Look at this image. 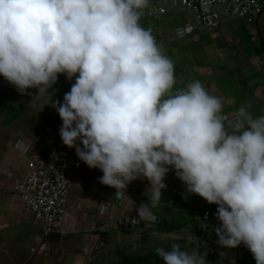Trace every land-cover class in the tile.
Returning a JSON list of instances; mask_svg holds the SVG:
<instances>
[{"label": "clouds", "instance_id": "clouds-1", "mask_svg": "<svg viewBox=\"0 0 264 264\" xmlns=\"http://www.w3.org/2000/svg\"><path fill=\"white\" fill-rule=\"evenodd\" d=\"M148 7L149 0H0V76L21 95L35 88L37 96L50 94L61 74L74 78L63 102L52 104L59 135L102 171L99 182L115 188V198L146 178L155 207L174 171L184 199L194 194L218 206L222 250L243 244L264 264V115L254 117L251 105L223 114L221 98L198 80L174 90V62L140 23ZM16 142L23 157L40 152L26 142L24 154ZM192 237L188 248L173 243L155 253L163 264H207Z\"/></svg>", "mask_w": 264, "mask_h": 264}, {"label": "rangeland", "instance_id": "rangeland-1", "mask_svg": "<svg viewBox=\"0 0 264 264\" xmlns=\"http://www.w3.org/2000/svg\"><path fill=\"white\" fill-rule=\"evenodd\" d=\"M159 1V4L161 6H164L167 8V12L163 13L161 15H158L154 24L153 28L154 31L157 29L161 30L162 33L164 31H167L169 34L173 35L175 27L180 24H187L190 21H193L195 18L194 14L189 12L186 7L182 4L181 0H149V8L154 7L153 2ZM145 9V11L147 10ZM214 11L219 12L221 10V4L217 3L213 7ZM145 15V14H144ZM146 16V15H145ZM236 20L240 18H226L224 17L221 24H223L224 20ZM258 20V18H257ZM142 23L143 27L145 29L149 28L151 23V19H141L140 23ZM149 22V23H146ZM260 22L264 23V11L261 15ZM254 25L251 24L250 26ZM241 27V26H240ZM221 29L222 26L219 28V36L217 38L213 37V31L200 29L196 31L194 34H186L184 36H179L178 38H174V43L168 44L169 47H172L173 44L177 45L175 47L174 51L178 54L180 61V68L184 71V68H186L187 64L195 66L193 68L192 66L190 68H193L194 70H197V66H201L205 64L211 65L214 69L215 73L210 75L211 78H214V80H217V86L222 90L225 100L222 101L223 107L225 109L228 108L227 101L234 100L237 104L243 102L244 105H251L250 111L252 112L254 117L264 115V98L263 96H260L256 98L254 95L256 93L255 91V83L256 80L260 78V75L257 74L258 71L256 70L254 73L250 72H244L242 69L238 67H233V59L234 57L231 56L232 49L234 51L236 50V45L234 43V38H238L239 42H237V45L244 46V50L240 53V51L237 53V57L235 62L239 63L242 59V63L244 66H247L250 63L249 53L248 49L252 48L255 44L260 43V41H255L254 43L249 38L250 35L246 33V31H239V34L241 35H234L231 34L229 30L223 29V34L221 35ZM262 33L264 36V27L262 28ZM230 37L233 39L232 42H227L223 38ZM232 36V37H231ZM241 40V41H240ZM165 46L167 44L164 43ZM239 45V46H240ZM253 45V46H252ZM217 50H219L218 55ZM212 54V56H211ZM223 54L227 56V58H223ZM264 57V56H263ZM206 58V62L203 61V59ZM230 58V60L228 59ZM237 63V64H238ZM251 65V64H250ZM253 66V64L251 65ZM253 68V67H252ZM260 74H264V67H260ZM230 69V70H229ZM256 69V68H255ZM258 69V67H257ZM191 72H193L195 75L196 73L190 69ZM198 71V70H197ZM67 80V79H66ZM69 81V80H68ZM208 83H211V81H208ZM207 84V83H206ZM9 87H14L11 84H8ZM1 86V85H0ZM15 88V87H14ZM63 85L60 83V80L58 79L57 82L53 85L52 88L49 89V93L51 94H45L38 95V90L35 88L28 89L27 92L33 94V103L30 102V105L32 106L34 104V108H30L28 105H24L23 103L15 105L11 103H7L10 105V108H8L7 124L9 127H13L16 131L22 132L23 134H30L32 136H35V148H47V143H57V138L60 137L59 135V128L62 124V121L56 112V110L51 107L50 109H45L43 103L39 104L36 102V99L43 100L50 102L49 104L52 106L53 103L56 102V99L59 100L61 103L63 102ZM8 89V92L11 96V93L15 94V90ZM54 96V97H53ZM62 99V100H60ZM9 100L12 101L13 99ZM15 101V100H14ZM13 101V102H14ZM32 101V100H31ZM260 101V102H258ZM21 102V101H20ZM262 103V104H261ZM12 107V108H11ZM14 107V108H13ZM223 110V109H222ZM23 113L24 115H21L20 117L17 116L18 113ZM29 132V133H28ZM40 138V139H39ZM39 139V140H38ZM42 139V140H41ZM61 139V137H60ZM5 142L8 144L6 148L3 147ZM56 142V143H55ZM30 155L23 157L18 150H16L13 145H10L9 140H4L0 137V264H17L19 263V258L21 253H24L29 250L30 248V242L36 241V236L32 235L31 230H34L36 233L37 230V224L35 220L29 219L30 221L25 220L22 222L20 221L22 218L20 216H24V212L22 208L20 207L19 201H21L20 195L18 193H14L12 191L11 184L16 180L15 173L16 169L14 171V166H11V162L15 164V168L22 173L24 170H26V159H28ZM8 160H11L9 162ZM12 175V176H11ZM18 176V175H17ZM164 183L167 185L166 191L167 193H170L172 197L169 198L170 202H174L175 205L172 207L170 204L162 203L159 204V210H156L159 214L163 216L162 220L160 221V225L162 226L165 222H175L174 220L178 221L176 222V225L179 226L184 222V220L187 218V215L184 213L183 205L186 203L197 205H202L203 207H209L213 210L214 217L217 211V205L215 204H208L203 198L199 197L198 195L189 194L187 199L183 198V194L185 193V185L182 181H180L176 176L174 171H170L164 180ZM167 200V198H165ZM187 205V204H186ZM185 205V206H186ZM155 211V210H154ZM194 211H199L198 209H195ZM168 213V214H167ZM14 216H13V215ZM147 213L146 215H148ZM152 220L154 221L155 218L158 216L156 212H152ZM165 215V216H164ZM13 216V217H11ZM154 217V219H153ZM160 218V217H159ZM35 219V218H34ZM157 220V219H156ZM155 220V221H156ZM154 221V222H155ZM198 227L195 225H188L183 227L185 230L183 231V234L179 233H170V238H163L164 235H168L166 233L159 232L157 238L158 240H154L153 242H157V247H162L163 244L165 245H172L173 243H179L181 245L182 249L190 247V245H186L185 239L189 238V234L193 232V237L191 238L190 243L191 247H195V239L194 237L198 238V243L200 245V252H214L213 251L214 246L211 245V239L207 238V244L206 241L202 240V233L205 234L209 229H214L216 226L212 225L213 220L210 221H203L200 219ZM38 223V222H37ZM39 224V223H38ZM176 226V227H177ZM164 227V226H163ZM192 231V232H191ZM198 233H201L200 236H197ZM37 234V233H36ZM179 236V237H178ZM34 239V240H33ZM162 239V240H161ZM202 242V243H201ZM155 244H153L154 246ZM130 245L127 244L125 247V252L131 253V248H129ZM241 246V245H240ZM223 248V247H222ZM155 249V248H154ZM221 249V248H220ZM228 250L230 252L228 253ZM224 248V250L219 251V255L226 257H230L228 254H238L241 255V247L238 246V249H234L231 251V249ZM236 250V251H235ZM225 251V252H223ZM124 253V252H123ZM125 254V253H124ZM38 255V254H36ZM34 256V260L35 257ZM123 257H118L117 260L122 259ZM227 258V257H226ZM37 263V260L36 262ZM32 264V263H31Z\"/></svg>", "mask_w": 264, "mask_h": 264}, {"label": "crops", "instance_id": "crops-1", "mask_svg": "<svg viewBox=\"0 0 264 264\" xmlns=\"http://www.w3.org/2000/svg\"><path fill=\"white\" fill-rule=\"evenodd\" d=\"M262 13L259 15L258 20H256L255 26H249L243 19H227L224 20L223 24H221V35H224L223 29L229 30L231 34H234L235 36L239 34V31L240 33L241 31H246V33L250 35L249 38L253 43L255 41H253L252 39V30H257V40L258 42L260 41V43L256 41L258 44H255L254 46L252 45L253 47L248 49V59L250 60V63L247 66L243 65L242 59L239 63L237 62L238 64L234 60L238 58L236 56L237 53L239 51L241 53L244 50V46L240 44V46L237 45V42H239L238 38H234V43L236 45L235 47L238 52L232 49V52L230 54L234 57L233 67H238L242 69V71L250 73H254L256 70L258 71L257 74L260 75V78L256 80V83L254 84L255 91L257 93V95H254L256 98L260 96H263L262 98H264V74L262 75L259 73L261 70L260 67H264V36L262 33L264 23L260 22ZM145 15H143V19L148 18L152 20L151 23H146L150 24L149 28L152 29V34L155 37L157 44L161 46L164 54L170 57V59L174 62V75L176 79L174 90L183 89L192 81L198 80L202 83L209 94L220 97L222 101L225 100L226 96H224L222 90H220V88L217 86V80H214V78H211L210 76L215 73L211 65L205 64V66H197V71L193 69L195 68V66L187 64L186 68H184L183 71L180 68L181 60L179 59L178 54L174 51L177 45L173 44L172 47L168 46L169 42L174 43V38L179 37L177 35V29H181L187 24H180L176 26L173 35H171L167 31H164V33H162L159 29L154 31L151 27H154L158 15L151 17L146 14V11ZM142 23L144 22L142 21L141 25H143ZM196 31L190 34L192 35ZM213 32V37L217 38L219 36V31ZM223 39L226 40V36ZM230 42L233 43V41ZM164 43L167 44V46H165ZM218 51L219 50L216 51L217 54H214L215 56L219 54ZM223 58H227V56L223 54ZM228 59L230 60V58ZM203 61L206 62V58H204ZM250 64H253V66H251ZM191 66L193 68H190ZM190 69H192L196 73V75L191 72ZM208 81H211V83H208ZM63 88L64 91L62 98L64 97L65 93L69 92L66 87L63 86ZM12 89L18 92L16 88L12 87ZM26 95L27 94H25L24 96ZM43 96L45 97L46 95L44 94ZM232 97L233 96H231L230 101H227L228 108H222V112L225 114L230 113L234 115L236 114L240 106L244 105L243 102L237 104L234 100H232ZM33 102L34 101L32 99L31 103ZM36 102L39 104L43 103L45 109H50L52 107L50 105L51 103L45 101V99L44 101L36 99ZM32 108H34V104L32 105ZM25 135L28 134L25 133ZM25 135L22 132H17L14 135V140H16L17 138H25ZM34 138L35 136H31L29 139L32 145L31 149H33V151L45 152L50 146H60L63 148L71 149L73 154L77 157L75 148H68L67 146H65L62 143L60 137L57 138V143L55 142L56 144H53L52 142L48 143V141L43 139L45 143H47L46 149L43 148L44 145L41 149L35 148ZM8 161L11 162V160ZM9 165L14 166V171L16 169V176L21 174L17 170V168H15V164L11 162V164ZM101 172L102 171H100L99 169H90L85 163L82 162V168L79 171V174L76 177L75 183L72 186L70 192L68 203V210L70 212V215L64 222V227L67 230L66 234L62 235L60 233H53L49 237V255H43L41 253H38V255H36L31 253V247L37 243V238L42 232L43 224L40 221L34 219L33 216L23 211L25 215L23 217L20 216L22 218L20 221L23 222L25 218H28L26 220L30 221L29 219L31 218L32 220L37 221L39 224L36 222L37 234L34 230H31L32 235L36 236V241L30 242L29 250L21 253L19 263L17 264H110L114 261H118V257L124 258L127 255L144 253L148 250L157 248L156 244L158 241L153 242V239H159L157 238L159 232L155 229L148 230L145 233V229H151V226H154L155 224L154 221L156 219L158 221L160 219L159 217L162 216L156 211L159 210L158 205L155 207L152 206L149 181L146 178H138L132 181L130 184H128L126 189L127 193H125L123 198L117 199L115 198V188L105 186L99 182V178L101 177L99 173ZM19 203L21 207V201H19ZM141 205H144V216H139L137 211L141 207ZM152 212H156V214L158 215L154 221L152 220ZM147 213L149 214L146 215ZM190 234L194 235L193 232ZM197 236L200 235L197 234ZM210 241L217 243L218 240L212 238ZM127 244L130 245L129 248H131V253L125 252V247L127 246ZM153 244L155 245L153 246ZM35 255L37 257H35L34 260ZM36 260L37 263H35Z\"/></svg>", "mask_w": 264, "mask_h": 264}, {"label": "built area", "instance_id": "built-area-1", "mask_svg": "<svg viewBox=\"0 0 264 264\" xmlns=\"http://www.w3.org/2000/svg\"><path fill=\"white\" fill-rule=\"evenodd\" d=\"M186 9L195 18L181 29L184 35L199 29L218 31L226 18H240L250 26L264 10V0H181ZM221 4L219 12L214 11L215 4ZM146 10L148 16H157L167 12L159 1ZM252 39L257 41V30H252ZM227 41H233L226 37ZM70 82L74 83V79ZM16 148L22 153L28 152L29 145L18 139ZM27 170L12 185V191L20 195L22 210L43 224L37 243L31 247L32 254H50L49 237L53 233L66 234L64 222L70 215L68 203L71 188L82 167V161L71 149L60 146L49 147L47 153L33 152L27 160ZM101 176L103 173H99ZM210 213L205 211L204 218Z\"/></svg>", "mask_w": 264, "mask_h": 264}, {"label": "trees", "instance_id": "trees-1", "mask_svg": "<svg viewBox=\"0 0 264 264\" xmlns=\"http://www.w3.org/2000/svg\"><path fill=\"white\" fill-rule=\"evenodd\" d=\"M151 17H153V16H151ZM58 79L60 80V83L64 87H66L68 91H70L71 85L73 83L66 80V78L63 74L59 75ZM74 81H75V79H74ZM8 86L9 85L0 86V137L3 138V141L9 140L10 145H13V147H14V144L16 142V140H14V138H15L14 135L19 131H16L13 127H9L7 124L8 120H5V118L7 117L6 113H8V111H9L8 108H10V105H8L7 103H11V106H13L12 104H14V107H15V105L23 103L24 105H26V106L28 105L31 108L32 106L30 105V102L32 100L33 95L27 94L26 96H24L18 92H15V94L11 93V95L13 97L8 96V95H10L8 92V89L12 90V88L11 87L8 88ZM9 97H10V99H13V100L10 101ZM24 97H25V99H24ZM223 114H225V113H223ZM21 115H24V114L22 112L17 114L18 117H20ZM25 136L26 137L24 138V140L26 142H30L29 139L32 136L31 132H30V134L25 135ZM7 145L8 144L5 142L3 147L6 148ZM170 197H172L170 193H167L166 190H162V196L160 197L158 205L162 204L165 201L164 203L170 204L172 207H174L175 203L169 201ZM165 198H167V200H165ZM186 204L183 205L184 206L183 209L185 208L184 213L187 215V218L184 220V222H182V224L177 226L176 222H178V221L174 220L175 222H172L170 224H169V222L168 223L165 222L161 226L160 221L163 218V216H161L158 221L157 220L155 221L154 226H151V229L150 228L145 229L146 230L145 233L148 230H155L156 229L158 232L168 234V235H164L163 238H170V236H169L170 233L176 234V233L180 232L179 234H183V231L185 232V230H183V231L180 230V227H181V229H183V227L188 226V225H193V226L196 225L198 227L199 225H197V224H199L198 221L200 219H202L203 221L213 220L212 225L218 226L219 221H217L216 217L213 216L214 213H213L212 209H210L209 207H203L201 204L199 205V207L195 206L194 204H191V205L189 203H186ZM195 209H198L199 211H197V213H196V211H194ZM206 210H208L210 213V216L208 219L203 218V214L205 213ZM200 234L201 233H198V235H200ZM202 236H203L202 240L204 239L206 241V244H207V238L208 237L210 239L213 238V239L218 240V237L216 236L214 229H211V230L209 229V231H207V233H205V234L202 233ZM164 244L162 247H164L166 249H170L171 245H165L164 246ZM211 245L214 246L213 251H215L217 254H215L214 252L205 251V252H207V257H206L207 264H256V261L253 259L252 254L243 244H241V246H239V247H241V251H242L241 255H239V256L236 255V256H234L233 259L226 258L224 256L219 255V251L222 250L223 248L220 245H218L217 243L211 242ZM155 249L148 250L144 253L127 255L126 257H124L118 261H114L110 264H163V261L156 255ZM237 249H238V247H237ZM202 253H204V252H202Z\"/></svg>", "mask_w": 264, "mask_h": 264}, {"label": "water", "instance_id": "water-1", "mask_svg": "<svg viewBox=\"0 0 264 264\" xmlns=\"http://www.w3.org/2000/svg\"><path fill=\"white\" fill-rule=\"evenodd\" d=\"M8 84H10V83L8 81H6L3 76H0V85L5 86ZM197 207H199V205H197Z\"/></svg>", "mask_w": 264, "mask_h": 264}]
</instances>
